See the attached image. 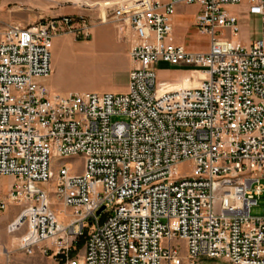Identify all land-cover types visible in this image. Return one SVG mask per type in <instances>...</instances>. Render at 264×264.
Returning <instances> with one entry per match:
<instances>
[{
  "label": "built area",
  "instance_id": "1",
  "mask_svg": "<svg viewBox=\"0 0 264 264\" xmlns=\"http://www.w3.org/2000/svg\"><path fill=\"white\" fill-rule=\"evenodd\" d=\"M245 1L263 19L249 45L226 35L241 28L228 7ZM180 4L199 6L208 51L175 41ZM95 22L134 35L128 91L52 94L55 37L90 40ZM160 62L191 68V82L158 89ZM76 155L81 173L65 163ZM0 176L13 178L0 216L21 207L9 232L24 228L20 248L58 264H264V217L250 214L264 195V0H116L96 19L0 26Z\"/></svg>",
  "mask_w": 264,
  "mask_h": 264
},
{
  "label": "rangeland",
  "instance_id": "2",
  "mask_svg": "<svg viewBox=\"0 0 264 264\" xmlns=\"http://www.w3.org/2000/svg\"><path fill=\"white\" fill-rule=\"evenodd\" d=\"M116 0H0V26L7 24L33 25L59 15L81 14L95 19L101 13H109ZM247 1L241 5L230 6L228 10L236 13L241 19V28L238 35L226 32L228 38L241 41L244 45L259 39L262 35L263 19L258 15L244 16L247 12ZM199 15L197 4H180L176 7L174 37L177 43L184 44L193 51H208L211 37L202 33L195 22ZM113 28V29H112ZM108 39H101L96 33L90 40L78 39L88 42L69 39V45H60L55 41L52 55V79L58 92L85 93L108 92L126 93L129 85V65L126 52L128 40L122 26L105 27ZM76 38V37H75ZM158 89H172L191 82V68L174 66L167 62H160L157 66ZM197 74H206L198 72ZM207 78V77H206ZM186 82V83H185ZM66 164L76 172L84 170L83 155H76L66 159ZM56 166V162L54 163ZM180 172L190 170L189 163L179 167ZM13 181L10 176H0V193L6 197L9 185ZM264 184V179L262 180ZM51 204L58 214L59 220L67 224L73 217L71 208L67 207L57 198L55 191L51 190ZM21 207L11 204L0 216V264H58L53 254L45 255L40 249L28 253L20 248V239L24 228L11 233L8 230L9 221L17 215ZM251 216L264 217V195L259 205L251 208ZM102 218V217H101ZM18 238V239H16ZM174 245L180 246L185 257L187 252L185 242L175 240ZM79 248V247H77ZM9 259V263L7 262ZM195 264H234L227 259L202 258Z\"/></svg>",
  "mask_w": 264,
  "mask_h": 264
},
{
  "label": "crops",
  "instance_id": "3",
  "mask_svg": "<svg viewBox=\"0 0 264 264\" xmlns=\"http://www.w3.org/2000/svg\"><path fill=\"white\" fill-rule=\"evenodd\" d=\"M244 16H246V17H249L250 15L246 12L245 14H244ZM95 19L98 17V14L96 15L95 14ZM174 24H175V18H174ZM115 25H116V23H113V22H108V23H100V22H95L94 23V27H93V33H94V35H95V33H96V37L98 36L99 38H101V39H108L106 36H107V34H105V27H108V26H110V27H115ZM118 25V24H117ZM119 26H122V25H119ZM122 28H123V30L125 31V33H126V37H127V40H128V50H127V52H126V55H127V59H128V65H129V73H130V71H131V69H132V67H133V61H132V59H131V55H130V50H131V47H132V44H133V40H134V35H133V33L131 32V30L128 28V27H125V26H122ZM113 29V28H112ZM68 38H73L74 40H76V41H81V42H88V41H83V40H78L77 38H75V36L74 35H71V34H67V35H60V36H57V37H55V39H54V42H53V47L55 46V41H60V45H63V44H66L67 46L69 45V39ZM180 44H182V43H180ZM53 47H52V55H53ZM129 73H128V78H129ZM207 74H197V76L199 77V78H202V77H205ZM52 76H53V74L51 73V75L47 78V79H45L44 80V82L47 84V86L49 87V89H50V91H51V93L52 94H54V95H57V94H59V95H67V94H70V93H63V92H58L57 91V89L53 86V85H51V81L54 83L55 81L52 79ZM186 83V82H185ZM190 82H187V84H189ZM127 91H128V88H127ZM126 91V92H127ZM19 214V213H18ZM18 214L17 215H14L11 219H10V221H9V223H11L12 221H14L16 218H17V216H18ZM16 239H18V238H16Z\"/></svg>",
  "mask_w": 264,
  "mask_h": 264
},
{
  "label": "trees",
  "instance_id": "4",
  "mask_svg": "<svg viewBox=\"0 0 264 264\" xmlns=\"http://www.w3.org/2000/svg\"><path fill=\"white\" fill-rule=\"evenodd\" d=\"M83 247V241L80 242L79 248Z\"/></svg>",
  "mask_w": 264,
  "mask_h": 264
},
{
  "label": "water",
  "instance_id": "5",
  "mask_svg": "<svg viewBox=\"0 0 264 264\" xmlns=\"http://www.w3.org/2000/svg\"><path fill=\"white\" fill-rule=\"evenodd\" d=\"M103 209H104V207L99 211V214H100V212H101Z\"/></svg>",
  "mask_w": 264,
  "mask_h": 264
},
{
  "label": "bare ground",
  "instance_id": "6",
  "mask_svg": "<svg viewBox=\"0 0 264 264\" xmlns=\"http://www.w3.org/2000/svg\"><path fill=\"white\" fill-rule=\"evenodd\" d=\"M206 77H207V75L205 77H202V78H206Z\"/></svg>",
  "mask_w": 264,
  "mask_h": 264
}]
</instances>
